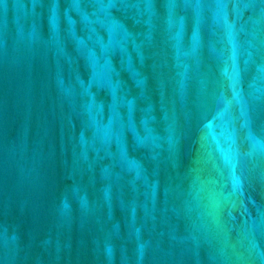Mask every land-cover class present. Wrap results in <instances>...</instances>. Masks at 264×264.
<instances>
[{
	"label": "water",
	"instance_id": "95a60500",
	"mask_svg": "<svg viewBox=\"0 0 264 264\" xmlns=\"http://www.w3.org/2000/svg\"><path fill=\"white\" fill-rule=\"evenodd\" d=\"M0 264H264V0H0Z\"/></svg>",
	"mask_w": 264,
	"mask_h": 264
}]
</instances>
